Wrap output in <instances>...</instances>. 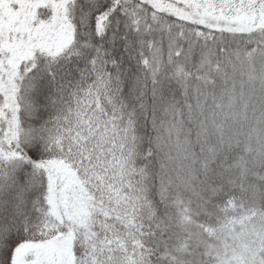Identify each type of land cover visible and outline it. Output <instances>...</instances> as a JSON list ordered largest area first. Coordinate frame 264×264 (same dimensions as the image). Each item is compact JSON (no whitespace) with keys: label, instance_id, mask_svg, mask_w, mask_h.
<instances>
[{"label":"snow or ice","instance_id":"snow-or-ice-1","mask_svg":"<svg viewBox=\"0 0 264 264\" xmlns=\"http://www.w3.org/2000/svg\"><path fill=\"white\" fill-rule=\"evenodd\" d=\"M0 264H264V0H0Z\"/></svg>","mask_w":264,"mask_h":264}]
</instances>
